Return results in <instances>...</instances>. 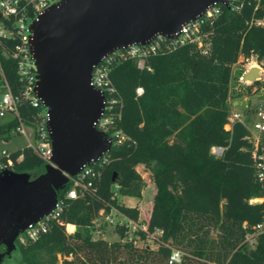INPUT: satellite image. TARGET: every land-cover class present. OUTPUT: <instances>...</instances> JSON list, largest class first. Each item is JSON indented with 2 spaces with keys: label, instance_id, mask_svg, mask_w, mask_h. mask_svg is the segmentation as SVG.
I'll return each instance as SVG.
<instances>
[{
  "label": "trees",
  "instance_id": "obj_1",
  "mask_svg": "<svg viewBox=\"0 0 264 264\" xmlns=\"http://www.w3.org/2000/svg\"><path fill=\"white\" fill-rule=\"evenodd\" d=\"M236 2L238 10L221 5L208 54L186 43L149 56L143 68L134 59L110 64L108 77L121 106L107 134L119 131L125 139L110 145V159L82 195L63 199L59 219L74 225L73 233L52 219L36 239H17L7 264L13 259L17 264H170L172 248L183 253L172 264H264V233L253 247L245 241L264 216V200L249 201L263 198L264 191L255 179L247 130L241 123L224 129L232 66L239 56L264 61V0ZM256 19L263 24H254ZM0 66L9 89L18 93L22 82L15 59L0 55ZM36 111L19 106L24 120ZM15 124H1L0 136L7 138ZM214 146L223 148L221 155L211 152ZM8 157L9 169L32 176L45 165L30 146ZM140 165L156 188L144 223L148 230H162L159 246L144 245L143 234L137 244L93 239L100 210L114 208L139 220L138 207L118 203L113 186L122 197L142 198L146 182L137 171ZM67 189L58 193L59 200ZM116 233L121 236L123 230Z\"/></svg>",
  "mask_w": 264,
  "mask_h": 264
},
{
  "label": "water",
  "instance_id": "obj_2",
  "mask_svg": "<svg viewBox=\"0 0 264 264\" xmlns=\"http://www.w3.org/2000/svg\"><path fill=\"white\" fill-rule=\"evenodd\" d=\"M216 3L229 7L226 0H62L31 25L36 90L48 108L54 166L45 164L35 176L0 171V245L7 254L29 224L54 210L67 175L75 176L110 148L107 134L93 126L104 107L90 85L101 58L145 45L156 34L168 37ZM257 76L252 67L243 78L254 82Z\"/></svg>",
  "mask_w": 264,
  "mask_h": 264
},
{
  "label": "built area",
  "instance_id": "obj_3",
  "mask_svg": "<svg viewBox=\"0 0 264 264\" xmlns=\"http://www.w3.org/2000/svg\"><path fill=\"white\" fill-rule=\"evenodd\" d=\"M62 0H0V55L11 57L16 61V72L22 82L20 91L16 94L12 93L8 84L3 78L0 66V118H6V122L16 120L12 130L23 135L28 140V145L40 156L44 164H54L51 162L52 146L48 132L49 113L41 98L38 96L36 86L38 82L37 66L31 51L32 30L31 25L38 21L40 15L50 6L58 4ZM228 6L234 10H238L240 4L236 0H226ZM222 3H216L209 6L205 12L187 23L181 25V28L170 36L156 34L151 41L145 45L132 44L125 48L117 49L114 52L103 56L101 61L93 68L91 74L90 85L103 96V112L94 122L93 126L96 130L107 134L109 126L112 124L114 117L119 115L120 98L116 95L114 87L110 84L108 77L109 66L112 62L123 61L126 59H134L139 68L145 66V60L157 53H164L176 49L186 43L195 45L201 54H208L211 49L212 27L220 14ZM256 25H262L263 21L256 19L252 21ZM241 57L239 63L244 67L238 80L246 84L250 89V95L244 96L241 104L228 96L229 114L227 122L224 125L226 131H231L234 123H241L247 130L245 138L250 146V152L253 159V168L256 181L261 185L264 191V65L257 59ZM252 67L258 68V76L251 85L250 81L244 80V74ZM137 94H141L142 89L137 88ZM27 105L36 108L37 111L28 119H22L19 106ZM108 135L110 145L120 143L125 139L119 131L115 134ZM223 148L214 146L211 152L217 156L221 155ZM5 160L0 159V171L12 164L8 157V152L1 153ZM110 155L108 151L96 159L84 164L81 170L75 176H68V189L63 197L57 200L56 206L52 212L38 220L29 224L26 229L21 232L17 239L20 243L28 240L36 239L41 233L48 229L49 222L56 219L59 225L65 227L67 233H73L75 226L66 224L59 219L60 212L63 207V199H75L83 194L92 181L99 176V167L108 162ZM263 201V198H252L250 202ZM259 201V202H261ZM105 213L99 211V215ZM120 213V212H119ZM121 221H117L115 226L121 228L123 233L119 236L122 242L137 244L144 235V245L159 246L162 230H148L146 223L131 219L121 214ZM110 223L113 221L106 218ZM99 227L97 217L93 220V225ZM72 227V228H71ZM94 227V226H93ZM245 227V223L243 224ZM253 231L247 233L245 241L248 246L253 247L256 243V236L264 233V216L252 227ZM97 234L101 235L99 231ZM95 239V237H93ZM182 251L172 248L168 256V263H178L182 259Z\"/></svg>",
  "mask_w": 264,
  "mask_h": 264
},
{
  "label": "rangeland",
  "instance_id": "obj_4",
  "mask_svg": "<svg viewBox=\"0 0 264 264\" xmlns=\"http://www.w3.org/2000/svg\"><path fill=\"white\" fill-rule=\"evenodd\" d=\"M253 60L256 59V56H252ZM241 61V57L238 58L237 62ZM264 65V61H262ZM244 67L241 66L239 63H235L232 66L231 71V79L229 83V96L234 99L236 98V101L241 104L244 100V96L249 94L250 95V89L246 86V84L241 83L238 80V76L241 75L243 72ZM251 96V95H250ZM6 122V118H0V125ZM7 138H3L0 136V156L1 153L4 151L10 153L12 151H15L19 148H22L24 146L28 145V140L25 136L19 135L15 133L12 129H10L9 133L6 134ZM137 171L141 174L143 179L146 182V186L144 188L142 198L137 199L134 197H122L118 193L117 186H113L114 196L117 198L118 203L124 204L127 206H137L139 209V220L141 223H144L146 219L149 216V212L152 205V199L155 194V185L154 182L151 179V176L149 175V171L146 167L143 165H140L137 167ZM261 200H258V202ZM109 217L113 222L110 223L106 218ZM121 213H119L116 209L112 208L110 212L108 213H102V215H99L97 217L99 223V227L95 226L91 231L92 237H95V239H105L108 241H114L118 240L119 235L116 233V226L114 223L117 221H121ZM101 232V235L97 234L98 232ZM151 246L155 248V245L151 243ZM60 262V260H59ZM10 264H17L16 259H13Z\"/></svg>",
  "mask_w": 264,
  "mask_h": 264
},
{
  "label": "flooded vegetation",
  "instance_id": "obj_5",
  "mask_svg": "<svg viewBox=\"0 0 264 264\" xmlns=\"http://www.w3.org/2000/svg\"><path fill=\"white\" fill-rule=\"evenodd\" d=\"M15 245H17V239L15 241ZM14 251V250H13ZM12 251V252H13ZM12 252L10 254H7L6 251H5V247L4 245H0V259H1V262L0 264H7L8 263V259L11 257L12 255Z\"/></svg>",
  "mask_w": 264,
  "mask_h": 264
}]
</instances>
